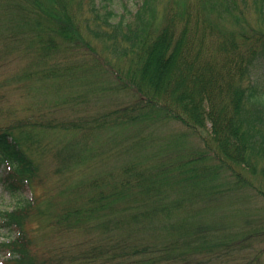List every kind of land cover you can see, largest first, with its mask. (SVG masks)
<instances>
[{
  "label": "rangeland",
  "instance_id": "obj_1",
  "mask_svg": "<svg viewBox=\"0 0 264 264\" xmlns=\"http://www.w3.org/2000/svg\"><path fill=\"white\" fill-rule=\"evenodd\" d=\"M240 1L235 0L236 6L221 9L223 0H156L153 5L157 20L153 28L158 32L166 23L162 17L167 10H173L179 21H186L190 12L191 24L198 25L200 39L204 36L206 40L205 50L208 47L214 52L221 37L242 41L254 29L264 27L261 10L251 4L245 7ZM87 2L0 0V128L20 119L29 123L38 120L44 130L41 126L33 129L31 143L51 148L45 156L35 154L41 177L34 194L40 200L30 223L39 251L48 253L61 244H76L92 233L82 228L79 233L63 230L61 235L41 227L49 216H57L63 208L84 206L86 210L90 207L86 204L97 200L88 217L95 222L107 216L105 206L114 199L123 205L142 200L136 193L144 194L140 188L145 181L135 183L133 178V185L121 192L127 165L135 166L136 173L152 180L168 197L166 202L185 204L188 195L199 191L194 200L197 207L193 215L190 213L192 221L184 228L187 232L222 223L228 228L219 233L223 237L241 234L247 226L263 221L264 180L246 167L222 163L220 156L210 153L198 131L186 129L157 108L138 112L133 107L136 94L118 91L125 88V80L109 71L107 50L96 43L94 33L87 27L92 28ZM185 4H190L191 10H185ZM58 5L61 10H56ZM44 23L50 24L48 30L37 33ZM63 30L70 34L63 35ZM204 30L206 35L202 34ZM50 33L56 34L52 40L58 47L54 46L51 55L42 58L37 44L42 38L49 39ZM241 51L246 49L241 47ZM222 56L216 55L217 66L226 68ZM111 61L122 72L126 71L125 60L115 57ZM63 63L83 68L68 72ZM94 65L100 69L90 70ZM52 67L58 69L55 77L42 75V69ZM129 105V114L121 119L98 127L87 125L91 118L101 119ZM57 122L60 127H53ZM26 132H30V127ZM62 173L70 176L67 185H62ZM234 174H240L241 179ZM27 196L30 197L29 191ZM12 204L10 195L0 186V212L12 208ZM183 210L185 214L187 208ZM158 225L164 226L155 224L156 229L146 236L162 241L176 234V230L165 231ZM256 240L255 249L243 254L256 259L254 264H264V251L256 255L264 250V241Z\"/></svg>",
  "mask_w": 264,
  "mask_h": 264
},
{
  "label": "trees",
  "instance_id": "obj_2",
  "mask_svg": "<svg viewBox=\"0 0 264 264\" xmlns=\"http://www.w3.org/2000/svg\"><path fill=\"white\" fill-rule=\"evenodd\" d=\"M154 1L87 2L92 28L87 27L94 33L96 43L107 50L105 59L111 63L109 71L125 80V88L120 87L118 91L136 94L133 107L138 112L157 108L186 129L198 131L204 145L211 154L213 151L220 156L222 163L246 167L264 180V27L254 29L252 35L242 41L221 37L219 47L211 52L208 47L205 50L206 40L204 36L200 39L198 25L191 24L190 12L186 21H179L173 10L165 11L162 19L166 23L156 32ZM241 4L255 6L264 19V0H242ZM232 5L236 6L235 0H223L220 8ZM185 6V10H191L190 4ZM56 10H61L59 5ZM181 23L184 24L180 26ZM49 27L50 24L44 23L42 30L36 32ZM62 33L70 34L66 30ZM55 35L50 33L49 39L38 41L42 58L50 56L54 46L58 47L52 40ZM241 47L246 51L242 52ZM219 53L224 57L226 68L217 66ZM115 57L127 62L125 72L111 61ZM63 65L68 72L83 68ZM98 68L94 65L89 69ZM56 71L57 67L41 70L43 76L51 78L56 76ZM130 106L116 109L101 119L91 118L87 125L98 127L121 119L129 114ZM50 125L48 121L47 130ZM60 125L57 122L53 127ZM40 126L44 130L38 120L29 123L20 119L0 128V186L13 200L12 208L0 212V232L3 233L0 264H254L256 259L243 253L255 249L254 240L264 241V220L247 226L241 234L223 237L219 233L227 232L228 228L222 223L187 232L184 228L192 221L191 214L197 207L194 200L199 191L188 195L185 204L166 202L168 197L157 185L145 179L143 173H136L137 168L132 165L125 166L121 192L133 185V178L135 183L145 181L140 188L144 194L136 193L142 200L123 205L114 199L105 206L107 216L95 222L88 217L97 200L86 204L90 206L86 210L84 206L63 208L57 216H49L41 227L61 235L63 230L79 233L82 228L90 229L93 236H83L76 244H61L48 253L39 251L30 223L40 200L34 194L41 177L35 154L45 156L51 149L31 143L32 130ZM233 177L241 179L240 174ZM60 178L62 185H67L70 176L62 173ZM184 208H187L185 214ZM155 224H164L158 225L160 229L176 230V234L162 241L147 237L148 232L156 229ZM263 251H257L256 255Z\"/></svg>",
  "mask_w": 264,
  "mask_h": 264
}]
</instances>
